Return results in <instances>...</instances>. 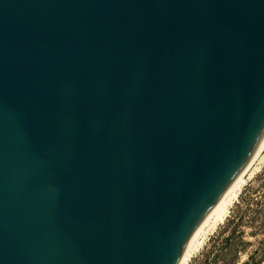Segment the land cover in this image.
I'll return each instance as SVG.
<instances>
[{
	"label": "water",
	"instance_id": "1",
	"mask_svg": "<svg viewBox=\"0 0 264 264\" xmlns=\"http://www.w3.org/2000/svg\"><path fill=\"white\" fill-rule=\"evenodd\" d=\"M264 136V0H0V264H178Z\"/></svg>",
	"mask_w": 264,
	"mask_h": 264
},
{
	"label": "rangeland",
	"instance_id": "2",
	"mask_svg": "<svg viewBox=\"0 0 264 264\" xmlns=\"http://www.w3.org/2000/svg\"><path fill=\"white\" fill-rule=\"evenodd\" d=\"M255 168V167H254ZM264 161L257 167L256 171L246 181L240 194L231 206L229 213L222 224L218 225L213 232L206 238L203 245L192 256L187 264H200L203 256L213 248L220 245L221 239L225 238L233 225L232 222L237 217H242L241 231H243V241L248 243L244 253H240L237 264L248 261V256L253 255L257 264H264V234H254L246 223L252 219L258 226L264 224ZM256 226V227H257ZM256 233V232H255Z\"/></svg>",
	"mask_w": 264,
	"mask_h": 264
},
{
	"label": "bare ground",
	"instance_id": "3",
	"mask_svg": "<svg viewBox=\"0 0 264 264\" xmlns=\"http://www.w3.org/2000/svg\"><path fill=\"white\" fill-rule=\"evenodd\" d=\"M264 161V136L259 142L255 152L247 162L246 166L227 188L222 197L211 209L207 216L203 219L197 229L190 237L186 248L178 262V264H187L192 256L203 245L206 238L213 232V230L227 217L229 210L236 198L240 194L246 181L256 171L257 167ZM255 167V168H254Z\"/></svg>",
	"mask_w": 264,
	"mask_h": 264
},
{
	"label": "trees",
	"instance_id": "4",
	"mask_svg": "<svg viewBox=\"0 0 264 264\" xmlns=\"http://www.w3.org/2000/svg\"><path fill=\"white\" fill-rule=\"evenodd\" d=\"M264 175V173H263ZM242 217L239 216L232 222V229L229 231V234L221 239L219 242L220 245L213 248V250L207 252L206 255L203 256V260L200 264H237L238 257L240 253L245 252L246 246L248 243L243 241V231L241 228L242 225ZM250 227V229L254 234H264V224L260 223L258 226L256 225V221L252 219L250 223H246ZM257 226V227H256ZM256 232V233H255ZM243 264H257L254 256H248V261Z\"/></svg>",
	"mask_w": 264,
	"mask_h": 264
}]
</instances>
